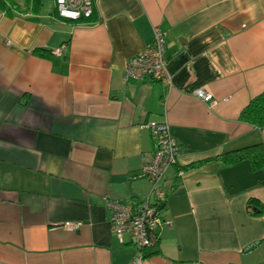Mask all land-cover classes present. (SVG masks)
<instances>
[{"label":"crops","instance_id":"1","mask_svg":"<svg viewBox=\"0 0 264 264\" xmlns=\"http://www.w3.org/2000/svg\"><path fill=\"white\" fill-rule=\"evenodd\" d=\"M12 1L0 4V264H128L140 250L111 231L107 201L148 193L147 123L164 120L181 154L160 210L170 223L143 264H264V168L213 159L264 144L239 118L264 92V0H92V21ZM154 28L171 84L125 80Z\"/></svg>","mask_w":264,"mask_h":264},{"label":"built area","instance_id":"2","mask_svg":"<svg viewBox=\"0 0 264 264\" xmlns=\"http://www.w3.org/2000/svg\"><path fill=\"white\" fill-rule=\"evenodd\" d=\"M54 3L58 16L64 19L80 20L90 17L93 12L92 0H54ZM55 52H60V49ZM146 77L171 84V75L166 68L164 33L159 28H154L152 42L128 58L125 64V80H142ZM193 93L210 105L217 103L203 88H196ZM147 126L155 140L152 153L141 166V176L150 182L148 193L134 203L107 201L111 231L119 240L128 234L131 242L140 250L128 264H143L144 250L158 239V225L161 222L170 223L169 220L162 219L160 205L165 201L167 193V171L178 163L181 154L179 144L170 134L166 120L150 121ZM63 226L77 230L80 223L67 221Z\"/></svg>","mask_w":264,"mask_h":264},{"label":"trees","instance_id":"3","mask_svg":"<svg viewBox=\"0 0 264 264\" xmlns=\"http://www.w3.org/2000/svg\"><path fill=\"white\" fill-rule=\"evenodd\" d=\"M12 2V0H9V3ZM0 4L5 6L6 0H0ZM92 14L86 19L91 21L94 20ZM239 118L255 126L264 127V92L250 99L245 108L240 112ZM213 159L223 163H234L242 159H248L254 169L264 168V144L257 143L239 149L226 151L214 156ZM204 161L205 160H202L191 166L199 165ZM164 202L161 203L160 210L164 205ZM251 203L252 202L249 201V207L251 206ZM259 211L264 213V205L259 206Z\"/></svg>","mask_w":264,"mask_h":264},{"label":"rangeland","instance_id":"4","mask_svg":"<svg viewBox=\"0 0 264 264\" xmlns=\"http://www.w3.org/2000/svg\"><path fill=\"white\" fill-rule=\"evenodd\" d=\"M53 0H42V5L45 9H51Z\"/></svg>","mask_w":264,"mask_h":264}]
</instances>
